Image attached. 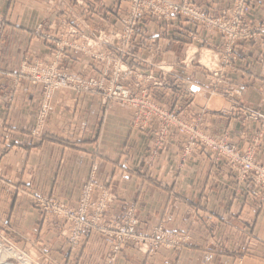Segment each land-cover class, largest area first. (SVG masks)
Wrapping results in <instances>:
<instances>
[{
  "label": "crops",
  "instance_id": "1",
  "mask_svg": "<svg viewBox=\"0 0 264 264\" xmlns=\"http://www.w3.org/2000/svg\"><path fill=\"white\" fill-rule=\"evenodd\" d=\"M57 1L64 3V11L54 9ZM80 1L81 7L76 0H0V13L6 21L0 36V69L14 71L24 60H44L52 54L56 39L34 33L40 23L52 25L49 33L54 30L73 41L84 35L92 39L96 50L105 49L95 36L120 24L125 1ZM195 1L217 12L230 0ZM263 16L264 0H252L248 17ZM68 28L76 34L69 33ZM191 30L190 25L179 20L148 19L135 31L136 54L130 65L154 72L159 60L180 63L175 69L176 77L170 81L172 85L161 90L166 104L174 106L184 118L200 117L214 134L228 131L233 143L245 147L264 119L254 120L247 115L250 111L264 113V54L256 45L240 44L233 66H222L214 75L202 63V57L209 51L220 59L219 37L202 32L198 40L189 42ZM196 53L198 64L191 62ZM62 64L82 75H96L103 66L102 61L95 62L77 48L69 50ZM9 85V78H0V178L72 203L95 165L97 181L117 197L107 217H119L124 205L133 203L143 229L157 222L168 228H185L198 218L207 222L195 224L201 227L197 244L183 249L175 261L164 256L147 258L127 246L113 264H249V259L264 262V209L255 214L242 201L222 161H214L208 152L197 150L179 167L180 140L173 134L162 155L149 166L143 165L151 129H132L131 111L125 106L113 105L103 113L98 97L69 90L55 94L41 142L9 148L6 140L11 145L27 140L26 130L33 124L40 96L39 86L22 80L11 103L4 104L1 97ZM213 96L220 98L217 108L206 106ZM258 157L264 163V141ZM212 221L216 225L213 234ZM0 229L25 236L27 241L39 236L37 247H22L34 252L36 264H108L110 243L106 239L89 235L78 250L67 252L58 235L60 224L51 217L41 218L28 199L10 196L3 184ZM244 230H251L254 238Z\"/></svg>",
  "mask_w": 264,
  "mask_h": 264
},
{
  "label": "rangeland",
  "instance_id": "2",
  "mask_svg": "<svg viewBox=\"0 0 264 264\" xmlns=\"http://www.w3.org/2000/svg\"><path fill=\"white\" fill-rule=\"evenodd\" d=\"M81 1L84 2V0ZM124 1L126 7L123 17L120 18V24L115 28L103 29L99 35L95 36V41L102 43L105 49L96 50L93 47L92 39L84 35H80V40L76 39L73 41L66 39L63 33L54 32V30L49 33L48 30L52 25L40 23L35 27L34 33L56 39L52 54L44 60H24L14 71L0 69V78L7 77L10 79L7 92L1 97L4 104L11 103L13 92L22 80L27 81L31 85L39 86L40 90L33 124L26 130L28 136L27 140H25L26 142L22 143V141H19L18 144L11 145L9 140H6L7 146L14 148L24 143L33 145L42 141L47 132V122L52 102L58 91L69 90L75 94L93 95L99 98L103 106V113L107 112L113 105H122L131 111L130 127L132 129L139 132L151 129V138L147 154L142 162L143 165L149 166L154 162L153 160L159 158L169 144L171 136L175 134L179 136L180 140L179 167L195 151H206L214 161H222L223 165L229 170L235 183V191L242 196V201L255 214L264 209V180L263 176H260V171H252L251 169L247 175L241 172L240 181L237 168L230 162L229 158L221 153L219 148L216 149L209 146L206 141L198 137V133H203L217 141L225 140V143L229 144L231 149H235L239 153H243L249 147H252L251 157L254 163L264 167V163L258 157V150L262 141H264V113L250 111L247 114L254 120L262 118L263 121L260 128L248 140L246 146L240 147L231 141L228 131L222 130L214 134L207 129L204 120L200 117L184 118L174 106L166 104L167 102L161 90L166 86L172 85L170 81L176 77L175 69L180 63L166 64L164 60H159L154 65L156 68L154 72H146L134 65H130V61H133L136 54L134 34L140 24H144L148 19L165 22L179 20L187 23L192 28L187 35L189 42L198 40L202 32L216 34L219 37L220 59L218 60L214 52L208 51L204 52L209 54L206 63L202 62L216 75L222 66H233L237 58L236 48L240 44L256 45L260 52L264 54V16L260 19L248 17L252 9V0H230L217 12L201 7L195 0H162L164 3L174 4L170 6L172 11L168 13V16H159L155 12L150 11L145 12L144 7L136 8L137 13L133 15L131 2L128 0ZM240 2L245 4L246 9L240 6ZM81 3L79 4L78 0L75 2L80 7ZM53 6L57 11H64V3L62 1H57ZM194 9L202 17L223 19V21L229 22L231 21L232 13L237 11L236 19L240 17L238 27L240 30L246 29L247 33L245 36L235 38L227 44L226 36L223 32L211 29L201 22L192 21V16L187 14L186 11ZM5 23V16L0 13V36ZM68 30L69 33L76 34L75 30L70 28ZM235 34L233 33L231 36ZM73 48L80 49L84 54H88L97 63L102 61L103 66L100 72L96 75H82L76 71H70L64 66L62 61L68 55L69 50ZM203 51H206V49ZM197 55V53L194 55L195 57H193L191 62H197L198 64ZM189 59L187 58L186 60L187 64ZM204 64L199 63L201 66ZM43 65L53 67L55 70L54 79L59 82L64 76L67 84L51 88L46 87L44 79L32 80L29 76V68L33 66L42 67ZM118 68L120 69L119 71L117 70ZM216 77L217 80L222 81L221 77L218 75ZM102 83L104 89L102 88ZM108 89L116 90V92ZM105 93H109L112 96L106 99ZM206 106L211 108L219 107L220 98L213 96ZM95 172L96 166L92 165L89 176L80 185L78 195L72 203H64L52 196L40 194L35 189L26 188L2 178H0V184L6 187L10 196L28 199L30 204L38 209L41 218L51 217L56 220L60 224L59 238L64 241L69 253L78 250L83 244L85 237L93 234L100 235L110 243L107 252L108 264H113L118 255L127 246L132 247L147 258L157 259L159 256H164L168 260L175 261L183 249L197 244V233L198 229L201 228L198 226L207 223L206 220L198 218L194 224L189 223L185 228H168L164 223L157 222L148 229H143L139 227V217L133 203H126L119 217H107L106 215L114 205L117 197L97 181ZM259 177L260 179H258ZM195 224H198V226L196 227ZM208 225L211 226L210 223ZM224 227L226 228V225ZM241 227L244 228V225ZM215 228L216 225L212 221L211 233L216 230ZM244 233L248 234V237L254 238L251 230L248 233L244 230ZM38 237H33L32 240L27 241L25 236L17 233L10 235L7 230L0 229V264H36V260L33 257L34 252L25 251L22 247H37L36 239ZM204 240L206 239L204 238ZM229 244L226 243V245ZM246 261L249 264L264 263L259 260L255 262V260L251 259ZM170 264H174V262Z\"/></svg>",
  "mask_w": 264,
  "mask_h": 264
},
{
  "label": "built area",
  "instance_id": "3",
  "mask_svg": "<svg viewBox=\"0 0 264 264\" xmlns=\"http://www.w3.org/2000/svg\"><path fill=\"white\" fill-rule=\"evenodd\" d=\"M131 2L132 6V13L135 15L136 8L144 7L145 12H155L157 15L162 16H168V13L172 11L170 9L171 5L169 3H164L162 0H128ZM240 6L244 9H246L245 4L243 2L239 3ZM187 14H190L192 16V21L195 22H201L202 24L210 27L211 29L218 30L219 32H223L226 36L227 44L231 42V40H234L235 38H241L246 35L247 30L242 29L238 27L240 24V17H237L238 12L235 11L231 15V21H223V19H208L205 17L200 16V13L197 10H189L186 11ZM241 16V15H240ZM233 33H236L234 36H231ZM26 68V67H25ZM120 70L119 68L117 69ZM55 74V70L53 67H47L46 65H43L42 67H36L33 66L29 68V76L32 78V80H45L46 87H60L62 85L67 84V81L64 76L60 79L58 82L54 79L53 75ZM103 82V81H102ZM103 88V83H102ZM104 89V88H103ZM94 90V89H92ZM112 92H116V90L108 89ZM50 93V92H48ZM105 98H109L112 95L109 93H105ZM47 103V102H44ZM198 137L202 138L209 146H212L216 149L219 148L220 152L226 155L230 162L235 165L237 168V172L239 174L238 178L240 179V173L243 172L244 174H249L250 170L252 171H260V176H263L264 180V167H261L260 165H257L254 163V160L252 159V152L253 148L249 147L245 152L239 153L235 149H231L230 145L225 143V140L223 141H217L214 138L205 135L203 133H198ZM252 150V151H251ZM254 175V174H251ZM250 175V176H251ZM260 179V177L258 178ZM256 184V183H255Z\"/></svg>",
  "mask_w": 264,
  "mask_h": 264
},
{
  "label": "bare ground",
  "instance_id": "4",
  "mask_svg": "<svg viewBox=\"0 0 264 264\" xmlns=\"http://www.w3.org/2000/svg\"><path fill=\"white\" fill-rule=\"evenodd\" d=\"M208 56H209V54L208 53H205V57H202V61H206L207 59H208ZM44 195V194H43Z\"/></svg>",
  "mask_w": 264,
  "mask_h": 264
}]
</instances>
